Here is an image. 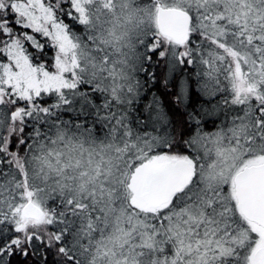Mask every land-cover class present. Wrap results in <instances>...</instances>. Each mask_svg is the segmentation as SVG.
<instances>
[{
	"label": "snow or ice",
	"instance_id": "snow-or-ice-1",
	"mask_svg": "<svg viewBox=\"0 0 264 264\" xmlns=\"http://www.w3.org/2000/svg\"><path fill=\"white\" fill-rule=\"evenodd\" d=\"M0 264H264V0H0Z\"/></svg>",
	"mask_w": 264,
	"mask_h": 264
},
{
	"label": "trees",
	"instance_id": "trees-1",
	"mask_svg": "<svg viewBox=\"0 0 264 264\" xmlns=\"http://www.w3.org/2000/svg\"><path fill=\"white\" fill-rule=\"evenodd\" d=\"M195 99V98H194Z\"/></svg>",
	"mask_w": 264,
	"mask_h": 264
}]
</instances>
